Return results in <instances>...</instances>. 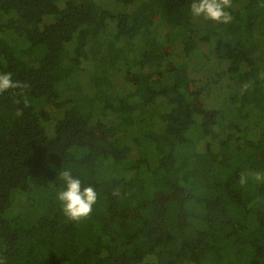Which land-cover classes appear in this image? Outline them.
<instances>
[{"label":"trees","instance_id":"obj_1","mask_svg":"<svg viewBox=\"0 0 264 264\" xmlns=\"http://www.w3.org/2000/svg\"><path fill=\"white\" fill-rule=\"evenodd\" d=\"M192 2L0 0V73L29 85L0 94L6 264H264V182L239 183L264 173V0L227 25ZM66 169L98 193L79 224Z\"/></svg>","mask_w":264,"mask_h":264},{"label":"clouds","instance_id":"obj_2","mask_svg":"<svg viewBox=\"0 0 264 264\" xmlns=\"http://www.w3.org/2000/svg\"><path fill=\"white\" fill-rule=\"evenodd\" d=\"M232 6L233 0H193L190 14L193 18H202L217 25H227L233 20L230 12ZM28 87L29 85L25 83L15 81L11 73H0V94L13 89L23 91ZM250 176L257 182H264V173H242L239 177L240 185H247ZM60 179L64 182V187L58 190L56 198L63 215L75 224L88 220L98 200L96 189L91 185L82 187L81 180L74 177L70 169L61 172ZM112 194L119 196V189H115ZM0 264H6L3 258H0Z\"/></svg>","mask_w":264,"mask_h":264},{"label":"rangeland","instance_id":"obj_3","mask_svg":"<svg viewBox=\"0 0 264 264\" xmlns=\"http://www.w3.org/2000/svg\"><path fill=\"white\" fill-rule=\"evenodd\" d=\"M157 1L159 2V4L162 7H164L165 0H157ZM168 16H169V12L166 11V9H165V11L161 15V17L159 16V18L157 19V22L161 23V20L168 17ZM157 25H159V24L157 23ZM85 131L88 132V134L93 135V137L97 139V142L102 144V145H105V144H107V142H109V136L102 130V127L100 126V124L88 125L85 128ZM175 195H177L176 189L174 187H171V186H166L159 197L161 199H165V198H172ZM156 234H158V232Z\"/></svg>","mask_w":264,"mask_h":264}]
</instances>
